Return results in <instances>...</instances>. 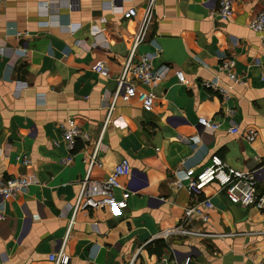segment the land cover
Listing matches in <instances>:
<instances>
[{"label": "crops", "instance_id": "crops-1", "mask_svg": "<svg viewBox=\"0 0 264 264\" xmlns=\"http://www.w3.org/2000/svg\"><path fill=\"white\" fill-rule=\"evenodd\" d=\"M149 6L150 0L0 5V184L22 175L33 181L16 198L0 197V264H53L49 255L61 248L70 264H127L135 255L136 264L264 262V208L233 205L215 183L199 195L172 183L176 170L199 172L219 156L234 170H259L257 190L264 195V32L250 27L264 0H234L228 20L217 14V0H154ZM131 8L137 16L125 19L122 12ZM147 12L134 58L156 55L152 66L163 79L139 87L156 95L151 112L138 98L115 97ZM226 58L234 60L242 84L221 70ZM99 61L109 78L93 70ZM213 81L229 90L228 98L205 85ZM202 117L219 129H204ZM69 120L88 136L73 151L61 130ZM251 128L262 134L247 142L243 136ZM94 154L100 165L92 167V181L106 180L123 160L130 163L121 180L132 192L124 209H79L80 182ZM68 157L72 163L63 164ZM122 193L116 190L118 198ZM205 200L213 205L207 222H187L186 209ZM180 225L224 236L155 239Z\"/></svg>", "mask_w": 264, "mask_h": 264}, {"label": "built area", "instance_id": "built-area-1", "mask_svg": "<svg viewBox=\"0 0 264 264\" xmlns=\"http://www.w3.org/2000/svg\"><path fill=\"white\" fill-rule=\"evenodd\" d=\"M5 0H0V5ZM154 0H150L151 8ZM234 0H217V14L222 20H228L233 15L232 3ZM125 19H130L137 16V10L135 8L128 9L122 12ZM150 19L149 12L146 13L142 22L141 30L134 42V46L130 52V55L123 66L121 75L117 78V89L115 97L120 96L125 102H129L134 98H138L142 104L143 109L146 112L153 110L156 95L150 90H140L139 87L151 88L158 84L163 78L155 72L152 66L153 60L156 58L154 54H145L135 61V52L139 44H141L145 38L147 25ZM250 27L256 32H264V11L260 12ZM23 55H28V50H23ZM93 70L104 78H109V70L104 62H97L93 66ZM221 70L228 74L233 84H242L240 78L235 72V62L232 59L226 58L223 60ZM180 83H187L185 74L181 70H176ZM207 87L217 90L222 97H229V90L219 86L217 81L206 82ZM114 106V105H113ZM112 109V108H111ZM110 109V111H111ZM111 114L107 118V123L111 119ZM199 125L204 129L216 131L219 129V124L214 121L202 117L199 119ZM62 137L67 142L68 148L73 151L75 149L76 142L78 140H88V136L84 134L80 128L76 125L74 120H69L67 125L61 127ZM261 130L251 128L247 130L243 136L247 142L255 141L260 134H264V129ZM231 133L237 134L239 130L232 128ZM88 172L83 180L80 182L79 192V209L86 211L89 209H100L105 206H111L115 210L120 211L127 206V202L132 195V192L122 185L121 180L127 177L131 172V165L127 160H123L117 164L112 174L104 181H92L90 172L92 167L100 165L97 155L94 154L88 161ZM22 163L25 166L31 164V161L24 157ZM65 165L72 163V157H68L62 161ZM259 180V170L252 171H238L231 168L226 162H224L219 156H212L211 164L197 172L194 168L188 170H176L174 172L173 185L176 188H186L193 195L201 194L207 187L212 184H217L224 192L227 200L233 205L242 206L244 208L257 207L259 209L264 208V195H260L257 190ZM33 183L32 179L26 175H22L16 178L6 180L0 184V197L3 199H13L18 195L24 193L28 187ZM122 190L121 198L116 196V190ZM213 208L210 200L199 202L185 211V220L191 222L194 218H199L203 222H207V211ZM78 207L76 208V211ZM5 220V216L0 212V222ZM174 235H182L187 237L198 238H214L216 235L197 230H191L186 226H176L160 232L155 239H166ZM138 256L135 255L127 264H136ZM49 260L53 264H70V257L65 253L64 248H61L59 252L49 255ZM164 264V263H162ZM175 264H191V258H186L183 262ZM261 264H264L261 263Z\"/></svg>", "mask_w": 264, "mask_h": 264}, {"label": "water", "instance_id": "water-1", "mask_svg": "<svg viewBox=\"0 0 264 264\" xmlns=\"http://www.w3.org/2000/svg\"><path fill=\"white\" fill-rule=\"evenodd\" d=\"M160 44H161V46H162V42H159ZM163 47V46H162Z\"/></svg>", "mask_w": 264, "mask_h": 264}]
</instances>
